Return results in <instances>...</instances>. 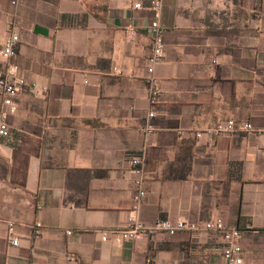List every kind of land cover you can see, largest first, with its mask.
<instances>
[{
  "label": "crops",
  "instance_id": "1",
  "mask_svg": "<svg viewBox=\"0 0 264 264\" xmlns=\"http://www.w3.org/2000/svg\"><path fill=\"white\" fill-rule=\"evenodd\" d=\"M150 1L0 0V46L17 37L0 78L25 82L0 93V264H215L232 229L264 264V0H160L145 137ZM226 120L252 131L195 137ZM126 151L144 155L135 208ZM129 216L197 228L115 243Z\"/></svg>",
  "mask_w": 264,
  "mask_h": 264
},
{
  "label": "built area",
  "instance_id": "2",
  "mask_svg": "<svg viewBox=\"0 0 264 264\" xmlns=\"http://www.w3.org/2000/svg\"><path fill=\"white\" fill-rule=\"evenodd\" d=\"M133 7L139 8V5L136 4ZM160 7V0H151L148 7V10L150 11V19L148 21L146 31L151 36V40L149 53L146 57L145 80L147 83V102L149 105V109H147V111L144 113L142 119L143 124L141 128L142 134L145 137L151 136L155 131V127L152 124L154 112L150 109V107L153 106L158 99V89L155 78L153 76V71L155 66L162 61L164 49V30L159 25ZM16 45V35L8 34L4 38L0 46V56L5 60L12 59L16 54ZM24 86L25 82L23 81V79L18 78L15 81H10L6 78H0V93L3 96L2 104L6 106L11 105V98L15 96V94ZM248 131H252V127L250 124H235L231 120H226L224 123L213 125L202 130L199 133H196L195 137L199 138L201 135L207 137H217L229 135L236 132ZM7 134L8 129L5 123V118L4 115L0 113V137H6ZM123 158L131 167V171L133 174L132 185L135 189V194L133 195L132 201L133 207L135 208L144 195V192L141 189L144 155L142 151H126L123 154ZM196 228L197 227H195L194 225L187 224L181 220L170 221L156 219L150 225H146L134 216H129L124 220L122 227L119 229H114L113 231H111V234L114 236L113 241L115 243H121L135 242L142 236L151 237L159 231L165 232L169 236H172L176 231L185 229L195 230ZM202 228L203 230L219 231L222 229V226L219 223H206ZM33 234L35 236L40 235V226L38 224L35 225ZM108 234L109 233L104 231L101 232L99 237L100 241H106ZM238 235V231L234 229L222 233L221 237L223 245L221 248V261L215 264H242V259L240 257L241 248L237 241ZM16 243V239H11L12 246H15ZM146 262L149 263L148 260Z\"/></svg>",
  "mask_w": 264,
  "mask_h": 264
}]
</instances>
